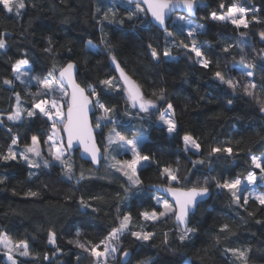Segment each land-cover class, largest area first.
<instances>
[{
    "label": "trees",
    "instance_id": "obj_1",
    "mask_svg": "<svg viewBox=\"0 0 264 264\" xmlns=\"http://www.w3.org/2000/svg\"><path fill=\"white\" fill-rule=\"evenodd\" d=\"M111 1L23 0L26 7H14L13 12L0 5V39L6 43L0 49V153L7 151L13 137H19L18 144L25 147L31 145L32 136H37L43 154L51 159L45 143L50 121L40 115L24 116L17 122L7 119L13 112L16 93L26 109L42 95L37 85L20 83L14 77L15 63L27 59L32 73L41 79L48 77L53 67L59 69L74 62L77 82L86 89L95 88L102 102L114 107L113 118L133 128L119 126L120 130L127 136L148 135L140 147L153 161L139 170L141 183L134 186L122 173L107 168L104 161L94 169L77 154L69 156L74 160L71 180L52 160L48 167L39 168H31L19 159L0 161V235L7 234L15 243L28 242L29 255L20 258L18 264H95L90 251L78 247L75 241L99 243L124 215L131 214L129 229L118 244L121 257L124 251L130 253L127 264H264V205L252 198L247 204L241 198L237 204L226 189L215 187L217 181L245 179L250 173H259L251 156L264 151V0H197L196 21L205 27L197 39L170 24L161 31L136 5L121 0L111 5ZM222 3L226 8L238 4L251 10L249 26L236 28L212 21V12H226V8H220ZM167 32L172 33L171 39L166 37ZM49 38L52 51L46 52ZM192 40L211 61L208 68L198 64L193 53L178 46L180 41ZM89 42L95 50L88 48ZM149 45L161 53L159 60L151 56ZM165 50L173 58L166 59L162 55ZM112 55L158 109L147 114L137 112L125 101L122 90L115 92L99 83L117 78L110 66ZM245 66L251 68L252 78L242 74ZM217 71L236 87L221 83ZM6 79L12 80V85L5 84ZM252 82L255 89L248 87ZM160 89L164 90V100L157 98ZM167 103L173 105L178 122L177 133L171 137L156 124ZM94 121L95 116L93 126ZM112 127L107 124L96 133L104 154ZM184 135L193 136L201 150L185 151ZM217 146H231L233 155L209 156V150ZM164 166L177 170L179 187H203L207 181L211 192L209 200L191 216L188 228L194 231L183 241L180 237L184 233L175 224L174 215L158 221L145 220L141 215L161 212L151 195L155 192L147 186H177L162 175ZM81 173L86 178L77 183ZM30 190L39 195L27 197ZM81 198L96 211L82 210ZM225 224L228 230L221 231ZM129 231L153 235L142 241ZM52 232L56 234L54 245L49 243ZM229 249L245 251L246 262ZM121 257L113 264H122ZM0 264H7L1 248Z\"/></svg>",
    "mask_w": 264,
    "mask_h": 264
},
{
    "label": "snow or ice",
    "instance_id": "obj_2",
    "mask_svg": "<svg viewBox=\"0 0 264 264\" xmlns=\"http://www.w3.org/2000/svg\"><path fill=\"white\" fill-rule=\"evenodd\" d=\"M136 4L137 10L141 12H149L153 19L158 22L161 26L165 25L166 16H169L176 8H185L187 13L190 15L193 13L194 8L196 7V0H130ZM146 7H141V5ZM0 5L8 12H13L14 3L13 0H0ZM17 9H23L26 7V4L23 0H18L15 4ZM221 9H225L226 6L222 3L220 4ZM249 11L248 8L238 7L236 4H232L230 7L226 8V12L223 14H217L212 12L210 14V19L212 21L220 22H230L235 25L236 28H247L248 22L245 20L244 16ZM19 14V12H17ZM105 19L107 17L105 16ZM179 21H184L185 23L191 25V20H186L185 16H180L177 18ZM202 25H192L188 31L187 35L193 37L197 32H202ZM169 36L172 33H168ZM264 39V35H262ZM49 47L45 48L46 52H51V38H49ZM91 47V42H89ZM178 46H182L187 49L189 52L193 53L196 62L204 68H208L211 61L205 57L204 52L201 47H197L195 40H192L191 43H184L183 41L179 42ZM6 43L4 39H0V49H4ZM151 49V56L159 60L161 53H159L155 48L149 45ZM224 51L229 49L225 47ZM26 55V54H25ZM162 55L166 58L171 57V53L168 50L163 51ZM112 63L115 65L116 69L119 71V80L117 78H107L101 80L99 83L103 86H106L108 89L115 91H120L121 88H124L127 99L131 102L133 108H137L139 112L150 113L154 109H158V105L154 102L153 99L147 98L142 92L140 85L131 79V77L125 72V70L120 66L119 62L116 60L114 55L111 56ZM29 61L27 59H19L14 65V72L16 73V79H21L22 75H28L27 72L22 73V66L28 65ZM250 67H254L250 66ZM243 75L251 77L253 75L252 71L241 70ZM58 72V77L54 76V73ZM77 66L74 62H68L66 65L56 69H53L49 72L48 77L41 79L40 77H35L40 88L43 90L42 95L39 99L35 100L29 109H24L21 107L20 103V94L16 93V105L14 111L7 116L9 121H20L24 115L28 118H33L36 115H40L46 118L51 122V134L47 136L45 143L48 144V155L52 156L55 161H59L61 165L64 166L65 175L68 179H73V167L71 164L66 162V157L68 156V149H72L74 142L78 143L83 147L84 153H87L93 162H99V147L97 146L95 139V129L101 128V122L106 121L108 124L115 125L116 120L113 118L111 113L115 111L114 107L106 105L99 97V93L95 88H90L86 90L85 87H82L77 82ZM216 77L220 80L221 83L228 85L231 88H235L236 84L231 79H225L224 75L217 71ZM58 80V82H57ZM122 81L123 83H120ZM7 85H12V80L3 81ZM252 89L256 88L254 82L250 83L249 86ZM247 91V89H246ZM59 92V97L55 94ZM248 95H252V92H248ZM157 94L154 92L153 96ZM159 100H164V90H159V95L157 96ZM231 103V101H229ZM98 110L101 115L97 117L95 121V126L90 120V113ZM264 111V107L261 109ZM0 123H3V120H0ZM160 124L163 127V130L166 131L171 137L173 134L177 133L178 122L175 118V109L171 103H167L166 111L164 114L160 115ZM66 134V139H65ZM146 138L144 136L136 137L129 139L124 134L115 130L113 127L112 132L108 135L109 144H118L121 148L129 150L131 152V159L128 160H116L115 164L112 166L116 168L117 171L122 172L124 176L127 177L133 185H139L141 183L138 175V169L145 164V162L153 161V157L148 154H143L141 151V144ZM19 137H13L11 146L8 147L6 152L0 153V161L9 162L16 161L18 158H23V160L28 164L29 167L39 168L41 166L40 161L42 160L44 167L49 166V161L43 159V153L38 147L40 140L37 136H32L31 145L27 146L23 152H17L14 150V146L18 144ZM183 142L185 145V151L194 149L196 152L201 150V144L191 135H184ZM29 154L36 159L30 158ZM217 154H227L231 157L233 155V148L231 146L225 147H212L209 150V156ZM113 159H115L113 157ZM251 162L255 165L257 169H260L261 173H264V160L259 157L252 156ZM195 163H203V161H196ZM162 175L166 176L169 182H175L177 186H170L165 189L168 193L171 194L174 200V205L169 204L167 200L161 201L160 198L157 199V203H162L164 212L157 213L156 211L152 212H143L141 215L145 220H155L160 216L165 215L168 212H173L176 214L175 218L182 225H187L188 217L190 214L195 213V209L200 200L208 196L209 188L206 186L207 181H205V186L203 187H191L187 190L179 187L180 178L177 174V170L173 169L171 166H164L162 168ZM86 177L83 173L80 174L77 179V183L80 180L85 179ZM264 178V177H262ZM247 182L254 184L256 182V174L250 173L247 176ZM0 183H3L0 180ZM242 184L240 178H235L232 180H225L223 182L217 181L215 187L219 189H226L231 193L233 199L237 204L240 203L241 196L238 195V190ZM39 195L38 192L28 191L26 193L27 197L35 198ZM256 200L259 201L260 205H264V194L256 195ZM83 209H89L93 212L96 211L94 207L90 204L85 203L83 198L79 201ZM243 203L247 204L248 199L244 197ZM132 217L131 214L124 215L119 222V225L115 227L109 236L96 244L86 245L81 243L79 240L75 241L76 245L85 251H90L91 255L95 258V264H108V258L110 255L117 251V248L114 246L113 241L119 240L120 236L129 229V224ZM229 226L227 224L223 225L221 231H227ZM192 228H184V234L181 235L180 239L183 241L188 233L193 232ZM129 234L135 237L137 240L148 241L152 237V233H142L139 231H129ZM80 235L79 232L76 234ZM49 243H56V234L54 232L50 233ZM11 244L10 239L7 234L0 235V245H3L8 249L9 259L12 260V264H16V261L12 258V248L19 249V255L28 256V242L19 241L16 244L9 247ZM228 251L233 252L234 255H237L240 258H244L246 262V252L240 249H229ZM250 251V250H248ZM124 257H128L129 253L127 251L123 252ZM127 264V261H125ZM147 264V262H146Z\"/></svg>",
    "mask_w": 264,
    "mask_h": 264
},
{
    "label": "rangeland",
    "instance_id": "obj_3",
    "mask_svg": "<svg viewBox=\"0 0 264 264\" xmlns=\"http://www.w3.org/2000/svg\"><path fill=\"white\" fill-rule=\"evenodd\" d=\"M18 2V0H13V3H14V7H15V4ZM196 2H197V0H196ZM118 3H121L120 2V0H112L111 1V5H116V4H118ZM238 7H242V6H239L238 4H236ZM246 8V7H245ZM137 9V8H136ZM250 11L251 10H249L246 14H245V16H244V18H245V20L248 22V15H249V13H250ZM180 16H184V15H182V14H176V15H174L173 17H172V20H171V22H170V25H173V26H175V27H177V28H179V29H182L185 33H186V35H187V31H188V29L192 26V25H202V24H200L199 22H197L196 20H193V19H191V18H188V17H186L185 16V18H186V20H191V22H192V24L191 25H189V24H187V23H185L184 21H179L177 18L178 17H180ZM223 23H229V24H231L230 22H223ZM233 25V24H232ZM248 25H249V22H248ZM203 26V31L202 32H197L194 36H193V38L194 39H197V37H198V35L199 34H201V33H203L204 32V29H205V27H204V25H202ZM235 26V25H234ZM242 28V27H241ZM168 33L169 32H167L166 33V37L168 38V39H171V36H169L168 35ZM188 36V35H187ZM196 45H197V47H200L199 45H198V43H196ZM88 48L90 49H92V50H95L96 49V47H93L92 45H91V47H90V45H88ZM171 58H173V57H168V58H166V59H171ZM241 70H246V71H252L251 70V68L250 67H244L243 69H241ZM23 72H27L28 73V75H22L21 76V79H16L17 81H19L20 83H26V84H28V85H37L38 87H39V90L40 91H42L43 92V90L40 88V86H39V84L37 83V81H36V79H35V77H37L36 75H34L33 73H32V70H31V67H30V65H29V63H28V65H26V66H22V73ZM14 77H16V73L14 72ZM249 77V76H248ZM253 77V75L251 76V77H249V78H252ZM118 81V79L116 80V81H114V83L115 82H117ZM58 82V81H57ZM90 88H93V87H91V86H89L88 88H87V90H89ZM105 88L106 89H108L106 86H105ZM121 90H122V96H123V98L125 99V101L126 102H129V104L131 105V102L127 99V94H126V92H125V90H124V88H121ZM113 91H115V90H113ZM115 92H118V91H115ZM57 97H59V92H57L56 94H55ZM20 103H21V107L22 108H24V109H26L25 107H24V105L22 104V102H21V100H20ZM15 105H16V100H15ZM15 105H14V108H13V111H14V109H15ZM166 111V110H165ZM165 112H163L162 114H164ZM101 115V113L98 111V110H96V112H95V114H94V116H95V121H96V119H97V117H99ZM24 116H26V114L24 115ZM115 120H116V123H115V125L113 126V127H115V130L116 131H119V132H121L122 134H124L127 138H129V139H132V138H136V137H140V136H144L146 139L148 138V135L146 134V133H138V134H134V135H130V136H127V134L124 132V131H122V130H120L119 129V126H122L124 129H133V128H131V127H127V126H125L124 125V122L121 120V119H116V118H114ZM95 121H94V126H95ZM12 122H17V121H12ZM108 123L106 122V121H102L101 122V128H99V129H95V127H94V129H95V131L97 132V133H99L100 131H101V129H102V127H104L105 125H107ZM156 124L158 125V126H162L161 124H160V118L157 120V122H156ZM113 127L110 129V131L108 132V134H107V138H106V142H105V145H104V149H105V159H104V163H105V166L107 167V168H112V169H114V170H116V168L115 167H113L112 165L113 164H115V161L116 160H128V159H131L132 158V156H131V152L129 151V150H126V149H124V148H121L118 144H109L108 143V135H109V133L110 132H112V130H113ZM164 127V126H163ZM50 134H51V130H50ZM145 139V140H146ZM144 140V141H145ZM142 145V144H141ZM30 146V145H29ZM27 146H25V147H22V146H20L19 144H17V145H15L14 146V150H16L17 152H23L24 151V149L26 148ZM38 147L41 149V151H42V153H43V149L41 148V145L39 144L38 145ZM184 148H185V145H184ZM49 150V149H48ZM188 152H194V153H196V151L194 150V149H191V150H189ZM48 154V153H47ZM29 156H30V158H32V159H36L35 157H32L31 156V154H29ZM252 156H256V157H259V158H261L262 160H264V151L262 152V153H260V154H257V155H252ZM251 156V157H252ZM113 157L115 158V159H113ZM49 158V157H48ZM50 160H52V162L53 163H56V164H58V165H60V166H62L63 168H64V166L63 165H61V163L59 162V161H55L53 158H52V156H50ZM19 160H21L22 162H24V163H26L24 160H23V158H18ZM43 159H46V160H48L49 161V164H50V160L49 159H47L46 157H45V155L43 154ZM66 162L68 163V164H71L72 165V167H73V162H74V160L72 159V158H70L69 156H67L66 157ZM40 163H41V165H43V162H42V160L40 161ZM148 163L149 162H145V164L143 165V166H141L139 169H138V172H139V170L141 169V168H143V167H145V166H147L148 165ZM27 164V163H26ZM28 165V164H27ZM254 165V164H253ZM44 166V165H43ZM254 167H255V165H254ZM32 168V167H31ZM256 168V167H255ZM257 169V168H256ZM258 171H259V173H255L256 174V177H257V179H256V182L254 183V184H250V183H248L247 182V179L245 178V179H241L242 180V184H241V186H240V188H239V190H238V195H240L241 196V198H243L244 199V197H247V199H249V198H252V199H254V200H256V195H258V194H264V189H261V188H259L258 187V182H260V181H262L264 178H262V177H264V173H261V171H260V169H257ZM73 172H74V167H73ZM119 172V171H118ZM102 173V172H101ZM101 173H98V175H102ZM120 173H122V172H120ZM123 174V173H122ZM126 177V176H125ZM68 178V177H67ZM127 178V177H126ZM128 180V179H127ZM129 183H130V185L131 186H134L130 181H128ZM172 183V182H171ZM151 195H152V197H153V199H154V202H155V204L158 206V207H160L161 208V212H164L165 210H164V208H163V204L162 203H157V199L156 198H160V200L161 201H164V200H167L166 198H164L163 196H161V195H159V194H157V193H151ZM129 199L127 200V202L126 203H129ZM168 201V200H167ZM258 201V200H257ZM259 202V201H258ZM168 203L169 204H171L169 201H168ZM175 213H173V212H168V213H166L165 215H163V216H160L158 219H155V220H152V221H158L159 219H162V218H165V217H168V216H170V215H174ZM142 233H144V232H142ZM121 237V236H120ZM120 240V239H119ZM119 240H114L113 241V244H114V246L117 248V251L115 252V253H113L112 255H110L109 256V258H108V264H113L115 261H117L118 259H119V257H121V251H120V247L118 246V244H119ZM11 241V244L9 245V247H12V245H14V244H16L15 242H13L12 240H10ZM0 248L2 249V251H3V253L5 254V258H6V262H7V264H12V260H10L9 259V253H8V249L7 248H5L3 245H0ZM11 255H12V258L16 261V264H18V261H19V259L20 258H27L28 256H21V255H19V249H17V248H12V253H11Z\"/></svg>",
    "mask_w": 264,
    "mask_h": 264
},
{
    "label": "water",
    "instance_id": "obj_4",
    "mask_svg": "<svg viewBox=\"0 0 264 264\" xmlns=\"http://www.w3.org/2000/svg\"><path fill=\"white\" fill-rule=\"evenodd\" d=\"M121 1H124L130 5H136L134 2H130V0H121ZM141 7H146L145 5H141ZM198 3L196 2V7L194 8L193 10V13L192 14H188L187 13V10L185 8H176L169 16H166V19H165V25L161 26L158 22H156L153 17L151 16V14L149 12H146V14L148 15L149 17V20L151 22L152 25H154L156 28H158L159 30L161 31H166L168 29V25L170 24L171 20H172V17L176 14H182L188 18H191L193 20H196L197 19V12H198ZM77 66V65H76ZM110 66L112 67L115 75L117 76V78L119 79V71L116 69L115 65L112 63V60H110ZM77 72H78V67H77ZM56 77H58V73L56 74ZM132 79V78H131ZM133 80V79H132ZM58 81V80H57ZM134 81V80H133ZM120 83H123L122 81H120ZM83 87V86H82ZM87 90V89H86ZM132 106V105H131ZM133 108V107H132ZM135 111L139 112V110L137 108H133ZM96 111H94L93 113H90V120L92 122V117L94 116ZM93 123V122H92ZM94 127V126H93ZM94 132H95V139H96V143H97V146L99 147L100 151H99V162L98 163H95L92 161L91 157L87 154V153H84L83 151V147L81 145H79L78 143H75L74 142V146L72 149H68L67 152H68V156L70 157H74L76 154L78 155L79 159L81 161H84V162H87V163H90L91 166L94 168V169H99L102 162L104 161V158H105V154L102 150V148L100 147L99 143H98V140H97V136H96V131L94 129ZM65 139H66V134H65ZM169 186H165V185H153V186H147V189L151 190V191H154L155 193L163 196L164 198H166L171 204L174 205V200H173V197L171 196L170 193H168L167 191H165L166 188H168ZM258 187L261 188V189H264V179L260 182H258ZM187 190V189H185ZM211 197V192L209 190V194L208 196L204 197L202 200L199 201V203L197 204L196 206V209H195V213L197 211V208L202 204V203H205L206 201L209 200V198ZM194 213V214H195ZM194 214H190L189 217H188V223L187 225H182L178 222V220L175 218L176 214H174V222L175 224L180 228V231L184 233V228L185 227H189V224H190V218L191 216H193ZM129 253V252H128ZM130 259V253H129V256L128 257H124L122 255L121 257V263L122 264H125V261H129Z\"/></svg>",
    "mask_w": 264,
    "mask_h": 264
}]
</instances>
